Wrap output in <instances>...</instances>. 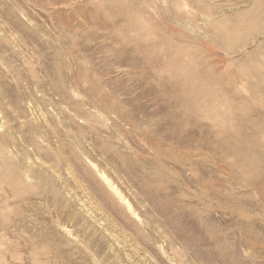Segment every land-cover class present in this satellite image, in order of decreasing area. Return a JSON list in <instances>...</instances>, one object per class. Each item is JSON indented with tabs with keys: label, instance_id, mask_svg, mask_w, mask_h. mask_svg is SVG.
<instances>
[{
	"label": "rangeland",
	"instance_id": "obj_1",
	"mask_svg": "<svg viewBox=\"0 0 264 264\" xmlns=\"http://www.w3.org/2000/svg\"><path fill=\"white\" fill-rule=\"evenodd\" d=\"M0 264H264V0H0Z\"/></svg>",
	"mask_w": 264,
	"mask_h": 264
},
{
	"label": "bare ground",
	"instance_id": "obj_2",
	"mask_svg": "<svg viewBox=\"0 0 264 264\" xmlns=\"http://www.w3.org/2000/svg\"><path fill=\"white\" fill-rule=\"evenodd\" d=\"M106 179V178H105Z\"/></svg>",
	"mask_w": 264,
	"mask_h": 264
}]
</instances>
